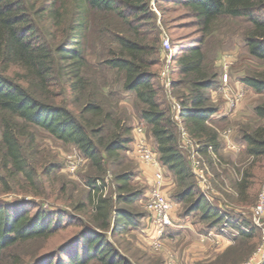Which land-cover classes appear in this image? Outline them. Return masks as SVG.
Here are the masks:
<instances>
[{
  "label": "trees",
  "instance_id": "16d2710c",
  "mask_svg": "<svg viewBox=\"0 0 264 264\" xmlns=\"http://www.w3.org/2000/svg\"><path fill=\"white\" fill-rule=\"evenodd\" d=\"M174 8L184 11L195 30L193 37H180L173 44L177 55L171 71L179 79L171 87L180 105L178 120L158 72L163 42L158 14L168 27L165 17ZM224 19L251 26L244 42L250 58L260 64L241 79L261 98L253 108L258 125L239 130L251 161L236 184V201L253 203L254 170L264 161V0H0V163L6 179L21 177L29 192L43 195L37 166L21 143V138L34 142L36 130L75 147L101 174L109 164L119 166L121 152L133 138L131 119L118 111L120 94H129L162 166L176 179L174 198L184 205L182 218L196 216L195 224L219 231L225 218L198 188L179 149L178 129L187 131L214 167L222 164L219 130L211 124L221 107L210 98L220 75L205 48ZM102 47L103 58L97 53ZM109 74L121 77V90L114 89ZM134 178L132 171L115 175V197L103 196L97 186L100 179H90L88 185L95 191L93 227L63 211L35 206L31 214L30 203L0 204V264H131L111 239L137 229L142 220L131 209L119 207L133 206L144 196L132 185ZM75 209L83 212L86 205ZM240 223L248 232H241L214 264H226L233 252L238 256L240 245L255 237L254 225ZM74 228L77 231L60 246L47 250L35 245ZM29 247L34 248L31 253Z\"/></svg>",
  "mask_w": 264,
  "mask_h": 264
},
{
  "label": "rangeland",
  "instance_id": "374dc122",
  "mask_svg": "<svg viewBox=\"0 0 264 264\" xmlns=\"http://www.w3.org/2000/svg\"><path fill=\"white\" fill-rule=\"evenodd\" d=\"M68 6L69 4L67 7ZM154 10L156 11L155 8ZM165 19L169 21L168 27L162 25L161 16L158 14V26L162 32V39L167 37L170 40L172 51L169 54L173 57L174 54L177 55L173 52L174 42L176 40L178 42L180 37H193V35H195V30L192 28L193 24L191 20L184 16V11H178L174 8L172 13L167 14ZM172 19H176L174 23L171 22ZM49 28H53L52 22H49ZM250 29L251 26L243 20L224 19L218 23L217 34L205 48V51L209 55V63L220 75V83L215 88L216 93L221 89L226 90L227 85H222V76L225 73H227L229 77V82H233L242 79L249 72L260 68L259 62L250 58L245 46L244 37ZM105 48L106 47H102L97 52L102 58L106 53ZM160 58L161 67L158 70L159 81L167 92L168 101L170 103L175 101L179 104L176 95L172 92V87L166 89L162 84L160 73L164 66L167 65V59L163 58V52H161ZM170 65L171 71L173 58ZM170 73V80L172 83L179 79L172 75V71ZM109 76L111 81L113 80L116 82L114 89L116 91L121 90V77L117 76L118 78H116L113 74H109ZM228 89L233 95V91H231L230 88ZM245 94V100L243 99L244 93L242 97L244 100L241 104L242 108L239 109L236 107L235 109L229 110L224 102L225 100L221 97L223 96L222 94L218 97L217 103L212 102L221 107L220 113L213 117L211 124L216 125L219 130L223 161L221 165L214 167L209 159L204 157L206 167L208 168L206 184L197 179L196 176L195 180L200 191L204 195V192L208 193L209 200L207 201L212 207L218 209L224 215H227V217L234 222L240 223L244 221L245 223L255 226L253 209L257 205L260 196L264 194V161L254 170L255 177L253 179L254 187L252 190L255 195L254 202L238 204L236 201L238 198L236 184L242 178L243 172L249 167L251 161L248 160L245 154V147L240 142L239 130L246 125L251 127H256L258 125L259 122L254 117L253 108L261 102L260 96L254 94V92L248 90V92L245 91ZM120 98L119 114L121 116L126 115L131 119L130 125L133 130L138 126L144 128L149 139L145 124L136 116L135 98L129 94H120ZM242 99L240 103L243 101ZM181 130L180 127L178 129L179 149L192 169L193 149L190 147L187 138L183 136ZM228 130L232 131L233 142L238 145L237 149L234 151L227 149V145L221 137L222 133ZM33 134L34 142L31 143V138H21V143L25 155L33 160L35 166H37L40 174V190L43 195L37 197L29 192V189L21 177L15 180L6 179L0 163V204H14L17 202L30 203L33 205L31 208H28L31 214L35 213V206L48 212L63 211L81 218L86 224L93 227V194L88 185L90 179H100L101 183L106 186L105 197H115L117 193L116 183L114 181L115 175L119 174L121 171H132L135 174L132 185L135 188L142 189L144 191V196L133 206L121 204L119 207L131 209L134 213L140 215L142 220L138 222L137 229L129 231L122 237L113 238L111 242L115 245L120 254L126 257L131 264H190L187 260L191 253L185 251L189 247L187 248V245H179L171 241L173 236H176L173 235L172 231H168L171 235L166 234L163 241L164 246L160 252H155L149 240H147L144 232L146 218L149 215L146 196L151 189L157 187L156 171L145 165L133 153L131 146H128L127 149L121 152V164L117 162L119 166L109 164L107 171L101 174L92 167L89 160L81 155L75 147L64 145L41 130H36ZM149 142L155 149L150 139ZM70 161L77 164L75 173H71L68 170ZM48 169H50L49 175L46 174ZM163 175L162 190L165 196L173 203L174 222L177 224L176 221L183 217L184 205L174 198L178 190L174 175L165 167H163ZM206 185L209 187V191L206 190ZM81 203L86 205V210L83 212L75 209L76 206ZM196 221L197 218L195 216L194 218L190 217L188 222L197 226V224H195ZM178 224L182 223L178 222ZM255 227V237L251 239V241L244 242L243 245H240L238 256L234 257L233 252V255L229 257V262L226 264L238 262V264H264V219L260 221L259 227ZM196 229L204 236L210 232L206 231L201 226L196 227ZM76 231L77 229L74 228V230L61 233L58 237L47 243L35 245H44L43 247H46L47 250L53 249L56 246L62 245L69 239L68 236ZM213 232L214 234H219V231L213 230ZM230 247H228V249ZM33 249V247H29L27 251L31 253ZM226 251L222 254H211L206 251L204 257L201 256L200 252H195L193 255L195 262L192 264L217 263V260L220 259ZM189 258H192V254Z\"/></svg>",
  "mask_w": 264,
  "mask_h": 264
},
{
  "label": "built area",
  "instance_id": "2783aa9c",
  "mask_svg": "<svg viewBox=\"0 0 264 264\" xmlns=\"http://www.w3.org/2000/svg\"><path fill=\"white\" fill-rule=\"evenodd\" d=\"M172 51L170 40L166 37L163 38L162 42V52L163 58L167 59V65L164 66L162 72L160 73V78L162 84L166 87V89H170L172 86V81L170 80V64L172 60V56H170V52ZM223 86L227 85L229 88V77L227 73L222 76ZM226 87V90H219L217 95L221 96L223 100H225V104L229 110L235 109L240 103L243 92H232ZM173 109L175 111L176 120H178V115L180 112V105L173 101ZM183 136L187 138V141L192 150V171L197 179L201 180L206 184L208 168L206 167L204 156L200 154L199 145L189 138L187 131L182 127L181 128ZM223 141L227 145V149L235 150L237 146L233 142L232 131H224L221 135ZM133 153L147 166L153 168L156 171V188H153L147 194V210L149 212L148 217L146 218V226H145V234L147 240H149L153 250L155 252H160L164 246V239L169 230H173L175 226L174 216H173V203L165 196L162 190V180H163V166L159 160L158 153L156 149L150 144L148 136L145 133V129L141 126L135 127L133 130V138L132 143L130 144ZM213 158L216 157L213 155ZM69 172L75 173L77 170V164L70 161ZM100 189V193L105 196L106 186L98 182L97 185ZM206 190L209 191V187L206 185ZM205 193V197L209 200L208 193ZM92 194H95V191H92ZM221 214L225 218V223L222 228L219 230V234L215 235L213 233H209L207 236L210 239H217V236L223 237L228 240H232L239 236L241 232L247 233L248 230L241 225V223L234 222L230 220L226 215L222 212ZM253 217L255 226H260V221L264 219V194L260 196V199L253 209Z\"/></svg>",
  "mask_w": 264,
  "mask_h": 264
},
{
  "label": "crops",
  "instance_id": "0c3cea01",
  "mask_svg": "<svg viewBox=\"0 0 264 264\" xmlns=\"http://www.w3.org/2000/svg\"><path fill=\"white\" fill-rule=\"evenodd\" d=\"M229 88L233 92H243L245 98V91L248 92L252 91L251 89L247 88L246 86H243L241 83V79L237 81L230 82ZM253 92V91H252ZM219 95H217L215 89L211 91L210 98L211 102L217 103ZM242 99V100H243ZM245 100V99H244ZM244 100L238 104L237 108H242L241 104L244 102ZM190 218H182L177 220V224H175V228L173 229L176 234V236H173V241L174 243H178L179 245H187V248L185 251L187 253L192 254V258H189L191 254L188 256L187 262L190 264L195 262L194 259V253H201V256H205V252L208 251L211 254H222L224 253L228 247L233 246L235 244L236 238H233L232 240L225 239L223 237L217 236V239H210L207 236L209 233H213V231H210L207 235L200 234V232L196 229V227H199L201 225L195 226L194 224L188 222ZM175 221V219H174ZM182 223V224H178ZM204 228L203 226H201ZM171 235V233L169 234ZM217 235V234H215ZM190 245V246H189Z\"/></svg>",
  "mask_w": 264,
  "mask_h": 264
}]
</instances>
